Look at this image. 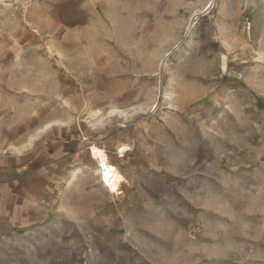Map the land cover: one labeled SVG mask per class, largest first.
Here are the masks:
<instances>
[{
	"label": "rangeland",
	"instance_id": "374dc122",
	"mask_svg": "<svg viewBox=\"0 0 264 264\" xmlns=\"http://www.w3.org/2000/svg\"><path fill=\"white\" fill-rule=\"evenodd\" d=\"M0 156V264H264V0H0Z\"/></svg>",
	"mask_w": 264,
	"mask_h": 264
},
{
	"label": "bare ground",
	"instance_id": "6f19581e",
	"mask_svg": "<svg viewBox=\"0 0 264 264\" xmlns=\"http://www.w3.org/2000/svg\"><path fill=\"white\" fill-rule=\"evenodd\" d=\"M93 157L98 163V169L100 171L102 181L107 186L111 187L113 191H115L118 186L117 182L112 185L113 181L117 176L115 167L113 165L108 164L105 154L99 149H94Z\"/></svg>",
	"mask_w": 264,
	"mask_h": 264
},
{
	"label": "crops",
	"instance_id": "0c3cea01",
	"mask_svg": "<svg viewBox=\"0 0 264 264\" xmlns=\"http://www.w3.org/2000/svg\"><path fill=\"white\" fill-rule=\"evenodd\" d=\"M3 160H2V157L0 156V198L2 199V192H1V187H2V184H3V169H5V167H3ZM1 201V200H0Z\"/></svg>",
	"mask_w": 264,
	"mask_h": 264
}]
</instances>
